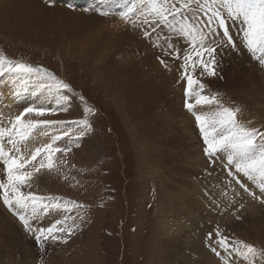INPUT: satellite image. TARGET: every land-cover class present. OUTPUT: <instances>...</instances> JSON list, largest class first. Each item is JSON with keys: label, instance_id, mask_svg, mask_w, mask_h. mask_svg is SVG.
Segmentation results:
<instances>
[{"label": "rangeland", "instance_id": "obj_1", "mask_svg": "<svg viewBox=\"0 0 264 264\" xmlns=\"http://www.w3.org/2000/svg\"><path fill=\"white\" fill-rule=\"evenodd\" d=\"M148 1L141 0L139 6L136 3L130 8L139 16L153 6L184 5V0ZM64 3L72 7L63 8L67 16L56 13L61 7L48 6L52 22L47 25L58 28H49L44 37L43 25L40 29L26 28L24 33L0 32V52L10 59L42 66L73 88L69 111L46 119L71 120L86 115L80 95L95 110V115L87 116L93 132L67 156L57 154L58 171L40 176L45 188L39 194L86 206V210L72 213L83 226L74 238L63 248L51 245L62 254H70L58 255L52 248L50 264H222L208 240V233H214L217 225L230 240L244 241L260 250L255 264H264V203L234 184L236 193L231 191L224 168L226 154L209 164L195 117L184 107L186 83L180 80V62L153 47L155 34L145 39L142 33L148 25L140 20L135 26L116 20L122 30L130 25L133 28L131 38L135 41L128 42L102 23L89 26V18L97 15L94 11H78L73 0ZM41 4H46L45 0ZM79 18H83L82 25L77 28ZM74 28L79 33L71 35ZM48 33L52 40L46 38ZM84 46L90 50L81 51ZM230 51L217 49V75L204 76L205 94H218L226 107H239L241 122L250 121L264 131V67L246 50ZM158 57L168 61V68ZM200 72L197 68V77ZM240 82H245L246 94L238 90ZM165 83L162 90L166 94L161 98L164 93L157 87ZM20 96L27 101L26 95ZM53 103L49 107H55ZM71 107H75L74 112ZM196 111L210 115L214 106H197ZM66 141L67 137L59 143L65 146ZM250 186L260 197L258 188ZM33 188L26 191L34 192ZM229 197L235 199L230 206ZM240 204L244 207L237 211ZM3 208L9 217L0 211V264L35 263L41 256L38 246L33 238L29 241L12 212ZM63 216V212L50 211L33 224L52 226ZM53 219L54 223L49 221ZM211 243L217 246L215 240Z\"/></svg>", "mask_w": 264, "mask_h": 264}, {"label": "snow or ice", "instance_id": "obj_2", "mask_svg": "<svg viewBox=\"0 0 264 264\" xmlns=\"http://www.w3.org/2000/svg\"><path fill=\"white\" fill-rule=\"evenodd\" d=\"M45 3L53 7L55 0H45ZM84 11H95L101 17L118 15L134 26L137 20L148 25L142 33L145 39L155 34L153 47L159 48L169 59L180 62V80L186 83L184 107L195 117L202 151L209 164L214 165L218 155L226 154L224 168L230 178L231 191L236 193V188L232 187L234 184L264 203V131L251 125L250 121L241 122L238 116L242 110L239 107H226L218 99V94L206 95L207 86L203 82L205 75L213 78L217 75L218 48L237 53L246 50L264 67V0H184L182 8L153 6L139 16L135 8L116 13L103 5ZM161 39L163 43H160ZM173 39L175 43H172ZM158 62L168 68V61L164 58L158 57ZM197 68L201 70L199 77L196 76ZM4 78L47 90L55 101V107L41 104L23 108L7 117L6 127H0V165L3 167L0 203L18 217L24 230L32 236L41 253L40 264H44L43 255L48 246L66 245L76 234L80 224L76 223L77 216L72 213L86 210V206L62 197L37 195L26 189H30L32 182L45 171H58L57 154L67 156L81 146L94 130L87 116L95 115V110L80 95L78 99L85 105L83 111L86 115L71 120L46 119L69 111L70 101L75 95L73 88L42 66L10 59L0 52V79ZM25 90L17 89L14 95L18 97ZM208 105L214 106L210 115L196 111L197 106ZM53 130H57L55 134ZM41 134L48 137V142L30 146ZM65 137L68 141L61 146L59 142ZM250 185L258 188L260 197ZM224 195L227 196V192ZM232 203L235 199L229 197V206ZM211 204L219 207L215 200H211ZM243 207L240 204L237 211ZM50 211L63 212L64 217L52 226L33 224L36 218ZM235 218L240 220L242 217ZM79 219L83 221V215ZM208 240L211 251L222 264H255L254 258L260 255V250L252 244L230 240L219 225L214 233H208ZM213 240L217 246L212 245ZM218 248L227 255H222Z\"/></svg>", "mask_w": 264, "mask_h": 264}, {"label": "bare ground", "instance_id": "obj_3", "mask_svg": "<svg viewBox=\"0 0 264 264\" xmlns=\"http://www.w3.org/2000/svg\"><path fill=\"white\" fill-rule=\"evenodd\" d=\"M41 1L42 0H0V32L6 33L8 35H11V33L13 34L15 31H17L19 33H24L26 28L36 27L37 29H40L41 27H39V26L43 25L44 28H46V30H44V32L42 34V36L44 37L45 32H47L49 30V28H54V29L58 28V27H52L50 25H47V23L52 22V17H51V14L49 15L50 12L48 10L49 9L48 6L46 4H41ZM152 1L155 4V1L154 0H152ZM73 2H74L73 5L75 7H77L78 11H84L85 9L91 10L94 8H99L103 5V6H107L108 8L112 9V11L119 13V11H117V8L121 11H125L136 3H138L137 5L139 6V4L141 3V0H73ZM154 4H152V5H154ZM54 6L61 7V8H56L55 11H56V13L63 14L64 16H67L65 9H70V7H71L70 4L69 5L67 3L63 4V0H56ZM149 7H150V5H149ZM63 8H65V9H63ZM85 12H91V11H85ZM94 13H96V12L94 11ZM82 19L83 18L78 19L77 26H76L77 28L82 25V22H81ZM118 19H120L118 15H110L108 17H101L97 14V15H93L91 18H89L88 24H89V26H94V25H97L99 23H102L104 26H108V28H111L114 31V33L116 34V36H118V38L125 39L128 42L135 41L131 38V37H133L132 36L133 35V30H132L133 28L130 27L131 25L128 26L129 22L126 26H128L130 29L125 28L124 30H122V28L119 26V24L116 23V20H118ZM123 22H127V21L123 20ZM77 28L72 29L70 31V34L71 35L78 34L79 31ZM46 38L50 39V40L53 39V37L49 33L46 34ZM50 42L54 43V41H50ZM136 43H139V42L136 41ZM86 50H90V49L87 46H84V48H81V51H83V52ZM241 70H244V69H241ZM244 77L245 76H242V78H244ZM240 83H241V86L238 88V90L241 91L243 94H246L245 85H244L245 82L244 83L240 82ZM166 85H167V83H165V85L162 86L164 88L158 86L157 89L159 88L162 92L163 91L162 89H166ZM20 88L26 89L22 95L27 96V101H26V99L21 98V96L17 97L16 95H14L16 90L20 89ZM171 88H172V86L169 87V90ZM154 90H156V89H154ZM157 92L159 93L160 91H157ZM163 93L164 94L161 95V98H162V96H164L166 94L164 91H163ZM154 97H156V96H154ZM157 97L159 99V96H157ZM18 98L20 99V101ZM132 101H134V100H132ZM53 102H54V97L47 90H42V89L38 90L35 85H31V84L26 85L20 80H14L11 78L0 79V127H6L7 126V117L8 116L15 115L18 111L22 110L23 108L28 107L29 105L39 106L41 104H45L46 106L49 107V106L54 104ZM156 102H159V101L156 100ZM160 102H162V101H160ZM165 103H167V102H165ZM25 104L27 106H24ZM158 105H159V103H158ZM74 108L71 107L72 112H74ZM56 131L57 130H53V134H55ZM46 142H48V137L45 136L44 134H41L40 136H38L35 140H33L31 142L30 146H35L36 144L46 143ZM87 146H89V144H87ZM199 166H200V164H199ZM0 168H1V165H0ZM45 172H47V171H45ZM43 174H45V173H43ZM43 174L40 176H43ZM40 176L38 179H36L32 182V184L35 183L32 186V187H34L32 189L34 192H38L39 189L45 188V186L43 185L44 179H43V177L41 178ZM0 178L3 179V173L1 172V170H0ZM169 205H171V204H169ZM179 206H181V204H179ZM0 209H1L0 211H3L5 213V215L7 217H9L7 212L4 210L2 203H0ZM174 210H173V212H175ZM49 221H51V222L53 221L52 223H54V219L49 220ZM47 226H50V223H48L45 227H47ZM10 233H12V232L10 231ZM28 236H29V241H30L32 236L29 233H28ZM81 237H82V235H81ZM0 250H1V247H0Z\"/></svg>", "mask_w": 264, "mask_h": 264}, {"label": "crops", "instance_id": "obj_4", "mask_svg": "<svg viewBox=\"0 0 264 264\" xmlns=\"http://www.w3.org/2000/svg\"><path fill=\"white\" fill-rule=\"evenodd\" d=\"M43 185L45 186V184H43ZM40 190H41V189L38 190L37 195L44 196V195H42V194H39V193H40ZM33 193H35V192H33ZM58 195H59V194H58ZM61 213H62V212H61ZM49 216H50V215H49ZM14 217L18 219L17 216L14 215ZM63 217H64V216H63ZM18 220H19V219H18ZM68 223L71 224L72 221L70 220V222L68 221ZM76 223L80 224V228L83 227L82 224L78 222V219L76 220ZM20 225H22V224L20 223ZM22 226H23V225H22ZM38 226H41V225H38ZM80 228H79V231L81 230ZM73 238H74V236H73ZM79 239H80V238H79ZM56 245H57V244H56ZM59 246H61V247L63 248V245L59 244L58 247H59ZM50 247H51V246H49V248L46 249V253H47V255H45V254L43 255V261H44V264H50V262H49V260H48V257L50 256V257L52 258V256H51V252H52V250H53L52 248H55L56 252H58V255H66V256H67V255L70 254L69 251H68L66 254H62V253H60L58 247H51V251L49 252V251H47V250H49ZM78 249H80V247H78ZM39 252H40V250H39ZM40 259H41V256H40V258H39L35 263H34V260L32 261V263H33V264H40Z\"/></svg>", "mask_w": 264, "mask_h": 264}]
</instances>
